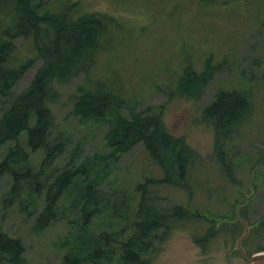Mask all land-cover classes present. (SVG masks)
<instances>
[{"label":"rangeland","instance_id":"rangeland-1","mask_svg":"<svg viewBox=\"0 0 264 264\" xmlns=\"http://www.w3.org/2000/svg\"><path fill=\"white\" fill-rule=\"evenodd\" d=\"M73 1L78 2L75 15L101 13L113 17L115 24L101 36L103 45L92 66L61 85L59 101L50 106L55 133L69 137L68 152L58 160L57 168L76 144L81 148L80 157L110 152L104 143L106 124L82 123L70 110L80 87L98 82L116 86L135 112L144 108L160 112L170 134L183 138L193 151L183 181L167 182L164 170L141 143L103 170L118 188L119 199L124 194L131 196V212L140 199L135 185L151 179L157 181L150 188L156 205L167 209L161 216H168L174 206L200 213L198 217H177L175 213L167 217L170 226L161 240H154V248L145 258L147 264H245L236 249L244 227L231 225L236 221L216 227L203 215L233 219L236 209L245 206L250 230L242 247L247 255L264 248V219L255 227L264 218V0H216L213 5L201 0ZM13 42L11 65L33 58L12 90L16 95L29 84L41 60L30 41L19 37ZM208 57L221 65L206 85L193 88L176 80L183 71L199 72ZM231 87L245 90L253 107L243 134L233 136L227 144L230 152L238 154H228L235 173L229 178L217 160L213 127L202 119L201 112L219 89ZM4 150H0V159ZM43 156L42 151L29 155L35 171ZM10 185V176L0 177V229L20 238L25 264H61L69 235L75 231L67 222L69 210L44 231L30 232L33 218L21 211L15 198L7 202ZM101 185H106V179ZM71 199L65 194L62 205L69 208ZM41 204L40 197L37 206ZM69 217L75 219L72 211ZM116 219L107 214L102 221ZM120 225H124L123 219ZM111 242V260L101 259L104 264H117L118 244Z\"/></svg>","mask_w":264,"mask_h":264},{"label":"trees","instance_id":"trees-1","mask_svg":"<svg viewBox=\"0 0 264 264\" xmlns=\"http://www.w3.org/2000/svg\"><path fill=\"white\" fill-rule=\"evenodd\" d=\"M201 1L205 5L216 2ZM77 6L78 2L73 0H0V150L5 148L0 159V177H11L7 202L15 198L21 211L33 218L30 232L44 231L58 216H65L67 210L74 213L75 219L66 216L75 231L69 235L61 264H86V259L104 264L101 259L111 260V239L118 244L117 264H147L145 258L153 250L154 240H161L170 226L167 217L174 213L177 217H198L200 213L174 206L168 216H161L167 209L156 205L150 188L157 181L151 179L135 185L134 192L140 199L131 212L133 199L129 194L119 199L118 188L103 170L141 143L164 170L167 182L183 181L193 151L183 138L170 134L160 112L149 108L135 112L116 86L98 82L78 89L70 113L82 123H105L104 143L110 152L80 157L81 148L76 144L68 159L57 168L58 160L68 152L69 137L55 133L50 106L59 101L61 85L92 66L103 45L101 36L108 32L109 25L115 24L113 17L101 13L75 15ZM19 37L32 43L41 65L29 84L14 95L13 88L33 61L29 58L17 65L10 64L15 51L13 40ZM220 65L208 57L199 72L183 71L176 80L199 88L213 78ZM252 107L245 90L231 87L219 89L201 112L202 119L213 127L217 160L229 178L235 173L228 154H238L230 152L232 148L228 150L227 144L233 136L243 134L241 130L249 122ZM39 151L44 156L35 171L29 155ZM105 179L106 185H101ZM65 194L72 197L69 208L62 205ZM40 197L42 204L38 207ZM244 208L235 211L233 219L203 217L215 222L216 227L225 221H236L231 225L237 228L241 224L236 219L238 213L247 220ZM107 214L118 219L103 222ZM263 219L255 222L256 228ZM24 252L20 238L0 229V264H25Z\"/></svg>","mask_w":264,"mask_h":264},{"label":"water","instance_id":"water-1","mask_svg":"<svg viewBox=\"0 0 264 264\" xmlns=\"http://www.w3.org/2000/svg\"><path fill=\"white\" fill-rule=\"evenodd\" d=\"M238 209L239 208H237L236 210ZM236 219L239 220L242 226L244 227L242 235L236 241V249L239 251L241 259L245 264H264V249L254 251L250 255H247L245 250L241 246V242H243L248 235L250 225L238 214L236 215Z\"/></svg>","mask_w":264,"mask_h":264},{"label":"flooded vegetation","instance_id":"flooded-vegetation-1","mask_svg":"<svg viewBox=\"0 0 264 264\" xmlns=\"http://www.w3.org/2000/svg\"><path fill=\"white\" fill-rule=\"evenodd\" d=\"M238 210H239V209H238ZM238 210H237V211H238ZM238 214H239V213H238ZM239 215H240V214H239ZM240 216H241V215H240ZM244 220H245V219H244ZM246 221H247V223H248V220H246ZM248 233H249V232H248ZM242 244H243V242H241V246H242Z\"/></svg>","mask_w":264,"mask_h":264}]
</instances>
